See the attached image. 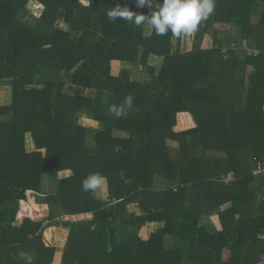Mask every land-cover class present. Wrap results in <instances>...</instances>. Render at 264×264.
<instances>
[{
  "label": "trees",
  "instance_id": "trees-1",
  "mask_svg": "<svg viewBox=\"0 0 264 264\" xmlns=\"http://www.w3.org/2000/svg\"><path fill=\"white\" fill-rule=\"evenodd\" d=\"M34 1L43 9L30 22L27 7L36 3L0 0V86L11 90L9 102L0 105V264L52 263L54 249L41 242L46 220L69 230L60 264H178L177 255L162 249L163 232L201 247L199 264H215L229 245L225 233H209L195 219L177 224L172 216L195 215L175 203L191 191L196 205L202 198L213 210L230 201V214L250 216L245 206L256 195L254 182L263 201L249 220V241L264 233V176L252 174L264 163V0H216L195 36L198 43L213 28L212 46L196 44L186 52L171 49L181 35L109 22L106 12L117 4L151 11L137 8L135 0ZM59 20L67 29L57 26ZM224 24L236 30L234 42L245 40L259 52L224 51L231 40L214 27ZM151 56L162 58L157 70L148 63ZM114 61L121 64L117 75ZM145 67L148 78L130 77ZM68 85L94 92L71 94ZM128 95L133 107L127 114H111L109 107ZM182 115L193 125L177 130ZM167 140L178 143L176 155ZM93 173L104 178L106 197L82 190ZM226 175L231 179L223 182ZM155 176L177 180L173 192L155 190ZM44 180L56 183L39 202ZM50 204L66 215H93L61 221ZM153 220L165 221L163 232L141 240L138 229ZM122 225L132 230L128 242L117 239ZM238 233L242 245L247 239Z\"/></svg>",
  "mask_w": 264,
  "mask_h": 264
},
{
  "label": "crops",
  "instance_id": "crops-1",
  "mask_svg": "<svg viewBox=\"0 0 264 264\" xmlns=\"http://www.w3.org/2000/svg\"><path fill=\"white\" fill-rule=\"evenodd\" d=\"M30 2L36 3V5L33 8L27 7L28 11L29 12L31 11V13L35 12V17H38L41 10L43 9V6L34 0H30ZM261 10L262 7L257 8L256 14L252 15L251 21L253 24H258L261 18V13H260ZM57 26L63 29H67V25H65L61 20L58 21ZM214 27L216 29H219L218 34L222 39H224L225 37L226 39H229L232 42H234L233 38L235 37L236 30L234 29L233 25L231 24L214 25ZM208 36L211 37V40L210 42L205 43V39ZM206 37L203 38L204 45L202 46L200 45L201 48H210L212 46V34L208 33ZM231 41L228 42L231 44ZM245 42L249 49L257 51L255 54L252 55H256L259 52L257 49L251 47L247 41ZM183 43L184 42L182 40L179 45L181 46V50H180L181 52H186L192 49L187 46L189 44L187 43L183 44ZM229 43H226L227 45L225 44L223 45L224 51L231 50V49L229 50L230 48ZM172 48L174 47L172 46ZM241 52L240 55H243ZM161 61H162L161 57L151 56L148 60V63H150L151 66H154L155 69L157 70L161 64ZM118 63L119 62L117 61L112 62V70H111L112 74H116V75L118 74V71L121 68V64L119 63L118 65ZM247 72L248 73L250 72V68H248ZM138 73L142 75L141 71ZM71 87H74L73 89L79 95H92L89 93L94 92L91 89L81 88L77 86H71ZM8 88H9L8 90L9 93L6 95V98H4L5 103H0V105L7 104L10 100L9 96L11 90L9 86ZM82 91H87V92H82ZM78 92H82V93H78ZM180 119L181 120H179L178 125L175 128L177 130L185 129L193 125V121L191 117L188 115H182L180 116ZM116 132L117 135L125 136L124 132L121 131H116ZM167 145L170 148L171 156L176 155L178 149V143L173 140H167ZM177 182L178 181L176 180L174 182L169 183L162 177L155 176L153 181V188L161 192H163L164 190L167 191L168 188H171L173 192L174 187L177 185ZM55 183L56 182L53 181L52 182L45 181V183L42 182L40 192L36 193V196L38 197L37 201L42 202L41 200L43 199V197H45L49 193H52V191H54L53 188L55 187ZM49 185L51 187H49ZM250 187L251 189H254V191L256 192V195L254 196V200L251 201V205L249 206L247 204L245 206L246 210H249L250 216L248 215L234 216L230 214L231 211L230 207L232 206L230 201L225 202L219 208H214L213 210L207 209L206 205L204 204L205 201H203L202 198L199 199L201 203H198V205H196L195 201L192 202L190 201L191 197L195 198L194 192L192 193L191 191L187 192L185 196V200L183 198L178 204L175 203L176 205L180 206V209H183V207L185 206L188 212H191L193 215H195V216H172L173 221H175L177 224L178 221L181 224V222L184 220L195 219L197 220L199 225H201L209 233L215 234L222 231L225 233V237L228 238L229 245L227 247H222L221 251L217 253L218 257L215 264H264V233H257L255 241L254 242L249 241V239L252 237V234L254 233V228L253 226L251 227L252 224L249 222V220L256 218L259 214V206L261 201H263V197L258 192L262 190V187L260 184H256L255 182L251 183ZM96 193H97V197L100 198L107 196V187L105 182L102 183L101 187L96 191ZM49 208L54 212L55 218L61 221H84L90 219L93 215L92 212L66 215L62 212L60 207L54 204H50ZM128 208L130 210L136 211L135 204H130ZM164 227H165L164 220H159V221L153 220L149 222V224L147 223V225L145 224V226L143 225L142 227H140L138 229L137 235L141 240L145 241L149 239L151 234H155L157 232L159 233L163 232ZM41 228H42L41 242L44 244L45 247H51L54 249V258L52 263L50 264H60V259L64 251L69 230L63 226L54 225L53 222H50L48 220L43 222ZM131 231L126 225L120 226L116 232L117 239L120 240L121 242H128ZM238 231L241 232L244 231V236L247 237V238L245 237L247 241L246 240L243 242L239 241L242 242V245H239L237 243L238 236L242 235L239 234ZM161 246L163 250L172 251L175 255H177L174 262L178 264H199L197 258L200 256L198 255L201 254L202 257L201 247L197 246L193 242L187 243L186 241L183 240V238H180L177 234L170 235V234H166V232H163L161 237ZM203 253L206 254L205 250L203 251Z\"/></svg>",
  "mask_w": 264,
  "mask_h": 264
},
{
  "label": "clouds",
  "instance_id": "clouds-1",
  "mask_svg": "<svg viewBox=\"0 0 264 264\" xmlns=\"http://www.w3.org/2000/svg\"><path fill=\"white\" fill-rule=\"evenodd\" d=\"M135 5L139 9L147 7L151 11L144 14L117 5L106 12L109 22L123 20L135 27L146 24L157 36L172 33L179 37L198 31L202 22L214 13L216 0H135ZM132 107L133 97L128 95L121 105L110 106L109 112L119 118L125 116L126 109ZM103 182L104 178L99 173H93L82 181L81 187L84 192L95 193Z\"/></svg>",
  "mask_w": 264,
  "mask_h": 264
},
{
  "label": "rangeland",
  "instance_id": "rangeland-1",
  "mask_svg": "<svg viewBox=\"0 0 264 264\" xmlns=\"http://www.w3.org/2000/svg\"><path fill=\"white\" fill-rule=\"evenodd\" d=\"M83 4H87L88 3V0H80ZM117 4V3H116ZM117 5H119V6H123V5H120V4H117ZM116 5V6H117ZM34 10V9H33ZM31 11L30 12H28V14H26L25 15V17H26V20L27 21H30V22H34V19L33 18H31V16H34L35 17V12L34 13H31ZM145 28V30L144 31H148L149 30V27L148 28H146V27H144ZM212 31H213V28L212 29H210L209 31H208V33L209 34H212ZM208 33H206V34H204V35H202V37L200 36L199 37V42L198 43H196V39H195V36H196V32L195 33H193V34H191V35H183V34H181V37H180V39H179V41L177 42V40H175V39H172L171 40V49H173V50H175L176 48H178L179 50H181V46H179L180 45V42L183 40V44H189V45H187L189 48H194V46L197 44V46H202V45H204L203 44V38L204 37H206L207 35H208ZM210 40H211V37L210 36H208V37H206V39H205V43L206 42H210ZM227 43H229V42H227ZM210 45V44H209ZM172 46L174 47V48H172ZM184 46V45H183ZM192 46V47H191ZM196 47V46H195ZM183 48H185V47H183ZM239 58H242V56H239ZM117 64V63H116ZM150 64V63H149ZM118 65H119V63H118ZM140 71L142 72V75L140 74V73H138V71H132L131 73H130V77L131 78H133V79H144V78H148V76H146L147 74H146V67H145V69H140ZM7 86V85H6ZM5 85L3 86V85H1L0 86V103H5V99L4 98H6V95L9 93V88H8V86L6 87ZM74 87H71V85H68V86H66V88H65V90L67 91V92H69V93H71V94H75L76 93V91L73 89ZM82 92H87V91H82ZM82 92H78V93H82ZM10 94H11V92H10ZM77 94V93H76ZM86 94V93H85ZM89 94H92L93 95V93H89ZM10 97V96H9ZM5 105V104H4ZM89 138H91V134H89ZM45 181L46 180H44L43 181V183H45ZM50 185H52V184H50ZM49 185V187H51Z\"/></svg>",
  "mask_w": 264,
  "mask_h": 264
},
{
  "label": "built area",
  "instance_id": "built-area-1",
  "mask_svg": "<svg viewBox=\"0 0 264 264\" xmlns=\"http://www.w3.org/2000/svg\"><path fill=\"white\" fill-rule=\"evenodd\" d=\"M230 47H231V49H240V50H243L248 55L255 54L257 52L256 50L249 49L245 41H242L240 43L231 42ZM252 174L254 176H260V177L264 176V163H259L258 162L254 166V168L252 170ZM229 179H231V175H226V176L222 177V181L223 182H227Z\"/></svg>",
  "mask_w": 264,
  "mask_h": 264
}]
</instances>
